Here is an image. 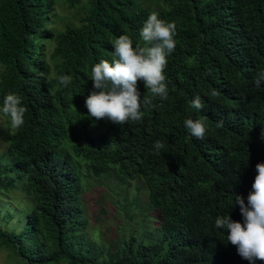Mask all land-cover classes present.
<instances>
[{"label": "trees", "instance_id": "obj_1", "mask_svg": "<svg viewBox=\"0 0 264 264\" xmlns=\"http://www.w3.org/2000/svg\"><path fill=\"white\" fill-rule=\"evenodd\" d=\"M56 1L0 0V113L8 92L27 109L0 153V193H23L26 224L0 229V246L15 264H250L215 219L241 221L236 194L247 202L264 162V81L255 84L264 69V0H58L78 10L61 31L50 28ZM153 11L177 25L164 70L168 98L152 97L141 80V100L152 98L141 104L142 120L89 118L92 66L113 60L122 34L143 46L140 29ZM60 75L72 77L67 87ZM197 95L202 110L191 107ZM187 118L205 121L204 139L191 135ZM133 183L148 194L130 202L141 212H127L140 225L110 242L83 195L93 184L113 192Z\"/></svg>", "mask_w": 264, "mask_h": 264}, {"label": "clouds", "instance_id": "obj_2", "mask_svg": "<svg viewBox=\"0 0 264 264\" xmlns=\"http://www.w3.org/2000/svg\"><path fill=\"white\" fill-rule=\"evenodd\" d=\"M176 32L177 25L174 21H166L153 11L140 29L143 46H134L127 34L112 41L113 60L110 62L102 59L91 68L90 79L94 90L85 99L89 118L107 119L119 125L142 120L141 104L152 105V98L145 96L141 100L138 88L141 80L152 97L166 100L169 93L164 70L168 64V55L176 47ZM58 80L60 85L67 87L72 77L60 75ZM262 81L264 69L256 73V86L260 87ZM209 95L216 97L218 93L211 91ZM191 107L203 109L199 95L191 101ZM26 111L18 94L8 92L4 96L2 112L10 119L13 130L24 125ZM184 125L192 136L205 138V121L187 118ZM221 126L222 121L217 123V127ZM261 138L264 139V131ZM163 147L159 140L154 144L157 154ZM256 173L247 202L242 195L236 194L235 197V205L240 206L241 221L233 220L230 216H218L215 219L217 228L227 230L228 243L235 246L241 258L248 260L250 264H255L257 260L264 261V162L256 164Z\"/></svg>", "mask_w": 264, "mask_h": 264}, {"label": "rangeland", "instance_id": "obj_3", "mask_svg": "<svg viewBox=\"0 0 264 264\" xmlns=\"http://www.w3.org/2000/svg\"><path fill=\"white\" fill-rule=\"evenodd\" d=\"M54 8L55 23L50 26V28H54L56 31L63 30V20H65L66 17L72 16V13H75V11H78L75 9L70 10V8L62 5L58 0ZM79 17L80 15L72 19L78 21ZM7 126L6 117L0 113V153L5 150V138L7 139L8 134L10 135L12 131L11 126ZM137 194L142 195L143 202L147 201V192H139L134 183L128 188L117 186L116 190L113 192H106L105 187L93 184V187L87 189L84 193L83 197L84 200H86L88 215H91L92 218L91 223L103 227L110 242L117 239L120 235L129 236L130 231L137 232V227L140 225L139 217L131 218V216L127 214L129 210H134L136 213L142 211L140 207H135L130 203L132 198H136ZM23 197V193L19 190H14L9 194L0 193V229H4L7 232H10L14 228L17 232L24 229L27 208H24L26 203L22 200ZM5 211L11 212L12 217L10 220L5 218L3 213ZM152 214L159 216L157 211H153ZM11 253L12 251L8 247L0 246V264H15V258L11 256Z\"/></svg>", "mask_w": 264, "mask_h": 264}]
</instances>
